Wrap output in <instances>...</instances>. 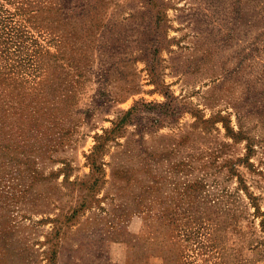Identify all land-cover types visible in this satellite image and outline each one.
I'll use <instances>...</instances> for the list:
<instances>
[{"label":"rangeland","instance_id":"374dc122","mask_svg":"<svg viewBox=\"0 0 264 264\" xmlns=\"http://www.w3.org/2000/svg\"><path fill=\"white\" fill-rule=\"evenodd\" d=\"M0 264H264V0H0Z\"/></svg>","mask_w":264,"mask_h":264}]
</instances>
